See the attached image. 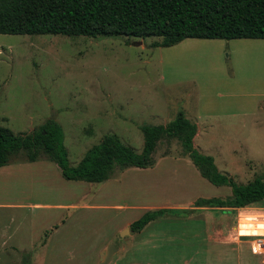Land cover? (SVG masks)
Wrapping results in <instances>:
<instances>
[{
  "label": "rangeland",
  "instance_id": "1",
  "mask_svg": "<svg viewBox=\"0 0 264 264\" xmlns=\"http://www.w3.org/2000/svg\"><path fill=\"white\" fill-rule=\"evenodd\" d=\"M154 41L0 34V125L29 133L56 120L74 166L105 134L139 152L142 125L183 111L197 125L195 148L220 172L241 184L260 176L264 39ZM152 157L151 166L86 182L65 179L46 156H13L0 167V264H98L112 243L119 251L108 264H182L190 250L205 249L207 210L192 211L193 201L223 198L230 187L202 177L176 138L161 139ZM157 207L167 213L143 232L121 233L122 222Z\"/></svg>",
  "mask_w": 264,
  "mask_h": 264
},
{
  "label": "trees",
  "instance_id": "2",
  "mask_svg": "<svg viewBox=\"0 0 264 264\" xmlns=\"http://www.w3.org/2000/svg\"><path fill=\"white\" fill-rule=\"evenodd\" d=\"M0 34L159 37L152 42L154 47L185 38L264 39V0H0ZM140 129L139 152L116 134H105L69 166L64 133L56 120L47 119L29 133H14L0 125V167L20 153L30 162L46 156L67 180L102 182L116 169L151 166L158 142L176 138L202 177L231 189L223 198L199 197L193 206L239 208L264 198V172L244 184L220 172L213 156L195 148L197 125L183 111L165 124H144ZM167 210L146 211L130 223V230L139 232Z\"/></svg>",
  "mask_w": 264,
  "mask_h": 264
},
{
  "label": "crops",
  "instance_id": "3",
  "mask_svg": "<svg viewBox=\"0 0 264 264\" xmlns=\"http://www.w3.org/2000/svg\"><path fill=\"white\" fill-rule=\"evenodd\" d=\"M263 199L239 208L193 206L192 211L207 210L205 219L208 227L203 237L206 248L190 250L189 257L182 264H264L263 256L251 249L252 239L257 235H264L263 226L261 227L264 222H258L260 216L264 217V204L261 203L264 202ZM229 214L234 218L233 221H230ZM131 222L126 220L120 224L121 233L122 227H129ZM138 233H141V230ZM246 238L248 239L245 240ZM245 244H249V247Z\"/></svg>",
  "mask_w": 264,
  "mask_h": 264
},
{
  "label": "built area",
  "instance_id": "4",
  "mask_svg": "<svg viewBox=\"0 0 264 264\" xmlns=\"http://www.w3.org/2000/svg\"><path fill=\"white\" fill-rule=\"evenodd\" d=\"M251 249L263 256L264 261V235H257L251 241Z\"/></svg>",
  "mask_w": 264,
  "mask_h": 264
},
{
  "label": "water",
  "instance_id": "5",
  "mask_svg": "<svg viewBox=\"0 0 264 264\" xmlns=\"http://www.w3.org/2000/svg\"><path fill=\"white\" fill-rule=\"evenodd\" d=\"M116 250L117 247L114 243L108 245L103 258L98 262V264H108L111 261Z\"/></svg>",
  "mask_w": 264,
  "mask_h": 264
}]
</instances>
